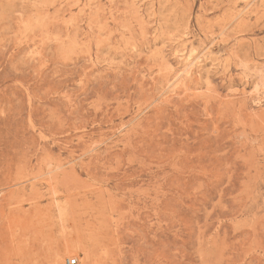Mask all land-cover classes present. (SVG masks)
<instances>
[{"label": "rangeland", "instance_id": "1", "mask_svg": "<svg viewBox=\"0 0 264 264\" xmlns=\"http://www.w3.org/2000/svg\"><path fill=\"white\" fill-rule=\"evenodd\" d=\"M264 264V0H0V264Z\"/></svg>", "mask_w": 264, "mask_h": 264}, {"label": "built area", "instance_id": "2", "mask_svg": "<svg viewBox=\"0 0 264 264\" xmlns=\"http://www.w3.org/2000/svg\"><path fill=\"white\" fill-rule=\"evenodd\" d=\"M67 264H76V260L74 259H71V260H67Z\"/></svg>", "mask_w": 264, "mask_h": 264}, {"label": "bare ground", "instance_id": "3", "mask_svg": "<svg viewBox=\"0 0 264 264\" xmlns=\"http://www.w3.org/2000/svg\"><path fill=\"white\" fill-rule=\"evenodd\" d=\"M69 261V260H68Z\"/></svg>", "mask_w": 264, "mask_h": 264}]
</instances>
